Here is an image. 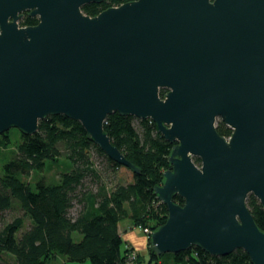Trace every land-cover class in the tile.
I'll list each match as a JSON object with an SVG mask.
<instances>
[{"label":"water","instance_id":"obj_1","mask_svg":"<svg viewBox=\"0 0 264 264\" xmlns=\"http://www.w3.org/2000/svg\"><path fill=\"white\" fill-rule=\"evenodd\" d=\"M103 1L0 0V134L33 135L63 115L139 173L104 123L115 112L150 119L172 143L154 187L167 218L151 250L241 249L264 264V231L246 205L252 194L264 210V0H132L83 13ZM25 12L38 22L19 26Z\"/></svg>","mask_w":264,"mask_h":264},{"label":"trees","instance_id":"obj_2","mask_svg":"<svg viewBox=\"0 0 264 264\" xmlns=\"http://www.w3.org/2000/svg\"><path fill=\"white\" fill-rule=\"evenodd\" d=\"M128 1L132 0L90 3L82 11L94 16ZM37 22V17L26 12L18 20L21 27ZM164 93L160 90L161 96ZM216 130L225 137L231 133L220 120L216 121ZM104 131L125 158L139 168V173L132 172L131 181L119 180L117 170L121 166L87 137L78 121L50 115L39 121L35 134L20 131L21 141L0 171V264H50L57 258L77 263L141 264V255L123 248L118 224L130 219L133 227L154 231L165 222L167 208L157 199L154 187L161 184L163 172L170 168L167 158L172 143L162 137L150 119L116 112L107 116ZM8 144L7 132L0 134V159ZM61 156L71 168L60 173L56 182L40 178L32 187L23 180L32 171L41 170L45 161ZM193 160L199 165L198 158ZM110 177L116 182H108ZM173 201L183 202L177 195ZM246 205L264 231V210L259 201L250 194ZM7 212L13 214L10 219ZM149 254L154 264H252L241 249L227 256H213L193 246L157 256L149 245Z\"/></svg>","mask_w":264,"mask_h":264},{"label":"rangeland","instance_id":"obj_3","mask_svg":"<svg viewBox=\"0 0 264 264\" xmlns=\"http://www.w3.org/2000/svg\"><path fill=\"white\" fill-rule=\"evenodd\" d=\"M134 124L137 126V121L134 120ZM7 136L9 139V144L7 146V148L3 151L1 159H0V171L3 167V165L10 160V158L12 157L13 153L15 152V148L16 146L20 143L21 141V132L16 129V128H10L7 131ZM71 168V164L70 162L63 156L53 159V160H47L44 163V166L41 168V170H35L32 171L31 174L28 177H23V180L30 184L32 187L34 186L35 181H37L40 178H44L47 180V182L49 183H53L56 182L58 180V177L60 175V173L65 172L67 170H69ZM117 177H119V180L121 182H129L132 180V171L125 168V167H120L117 170ZM108 182L114 183L116 182V179L110 177L109 179L107 178ZM13 214H11L10 212L6 213V217L8 219H10V217H12ZM140 229V228H137ZM142 230V229H141ZM143 230L147 236V240L149 238V234L153 231V230H149L147 229ZM132 249H130L131 251ZM129 251V250H128ZM145 254V253H144ZM171 257V256H170ZM50 264H80L77 262H63L61 260V258H57L55 260H52L50 262Z\"/></svg>","mask_w":264,"mask_h":264},{"label":"crops","instance_id":"obj_4","mask_svg":"<svg viewBox=\"0 0 264 264\" xmlns=\"http://www.w3.org/2000/svg\"><path fill=\"white\" fill-rule=\"evenodd\" d=\"M137 228L138 227H133L130 219H124L119 222L118 231L123 240V248L132 249L141 255V264H154L152 257L149 254V242L147 240V236L141 228ZM61 260L66 262L63 258ZM80 264L91 263L85 261Z\"/></svg>","mask_w":264,"mask_h":264},{"label":"built area","instance_id":"obj_5","mask_svg":"<svg viewBox=\"0 0 264 264\" xmlns=\"http://www.w3.org/2000/svg\"><path fill=\"white\" fill-rule=\"evenodd\" d=\"M131 257L133 258V257H134V254H133V255H131Z\"/></svg>","mask_w":264,"mask_h":264}]
</instances>
